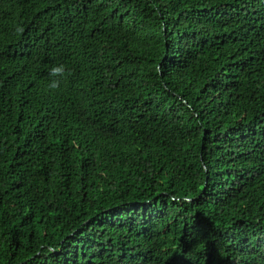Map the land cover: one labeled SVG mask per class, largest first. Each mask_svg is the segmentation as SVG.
<instances>
[{"label":"trees","instance_id":"16d2710c","mask_svg":"<svg viewBox=\"0 0 264 264\" xmlns=\"http://www.w3.org/2000/svg\"><path fill=\"white\" fill-rule=\"evenodd\" d=\"M0 264H264V0H0Z\"/></svg>","mask_w":264,"mask_h":264},{"label":"clouds","instance_id":"9594fccd","mask_svg":"<svg viewBox=\"0 0 264 264\" xmlns=\"http://www.w3.org/2000/svg\"><path fill=\"white\" fill-rule=\"evenodd\" d=\"M49 76L52 78H55V77L63 78L65 76L64 65L53 66L49 71ZM60 83L61 82L58 79H51L48 84V87L52 90H57L60 88Z\"/></svg>","mask_w":264,"mask_h":264}]
</instances>
